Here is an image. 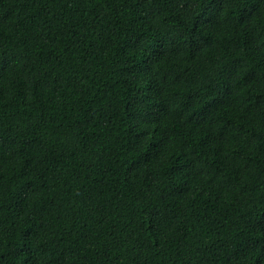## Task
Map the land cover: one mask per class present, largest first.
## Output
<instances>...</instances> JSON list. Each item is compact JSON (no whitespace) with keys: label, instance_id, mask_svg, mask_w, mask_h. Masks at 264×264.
<instances>
[{"label":"trees","instance_id":"16d2710c","mask_svg":"<svg viewBox=\"0 0 264 264\" xmlns=\"http://www.w3.org/2000/svg\"><path fill=\"white\" fill-rule=\"evenodd\" d=\"M0 264H264V0H0Z\"/></svg>","mask_w":264,"mask_h":264}]
</instances>
